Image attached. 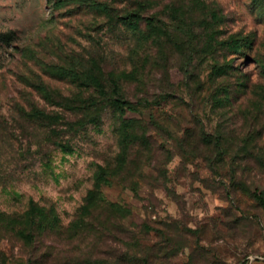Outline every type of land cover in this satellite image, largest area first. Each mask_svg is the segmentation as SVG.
<instances>
[{"label": "rangeland", "instance_id": "obj_1", "mask_svg": "<svg viewBox=\"0 0 264 264\" xmlns=\"http://www.w3.org/2000/svg\"><path fill=\"white\" fill-rule=\"evenodd\" d=\"M259 197L264 0H0V264H264Z\"/></svg>", "mask_w": 264, "mask_h": 264}, {"label": "trees", "instance_id": "obj_2", "mask_svg": "<svg viewBox=\"0 0 264 264\" xmlns=\"http://www.w3.org/2000/svg\"><path fill=\"white\" fill-rule=\"evenodd\" d=\"M49 70L55 77H58V78H65V77L71 76V73L69 71L64 70L63 68L53 67V68H49ZM113 85H114L113 93L115 96V100L113 101V104L118 109H120L122 113L137 112L138 108L135 106V104L124 99L121 96L120 89H119V86L117 85L116 81L113 82ZM258 200L264 208V200L262 199V197H259Z\"/></svg>", "mask_w": 264, "mask_h": 264}]
</instances>
